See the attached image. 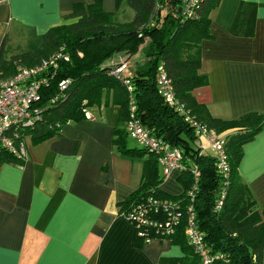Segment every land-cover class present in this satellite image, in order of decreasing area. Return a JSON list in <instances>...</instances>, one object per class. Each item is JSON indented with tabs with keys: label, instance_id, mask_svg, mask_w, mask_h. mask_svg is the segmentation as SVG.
<instances>
[{
	"label": "trees",
	"instance_id": "1",
	"mask_svg": "<svg viewBox=\"0 0 264 264\" xmlns=\"http://www.w3.org/2000/svg\"><path fill=\"white\" fill-rule=\"evenodd\" d=\"M219 3L220 0H199L195 15L187 16L182 12V0H116L117 7L124 4L133 11L131 19L122 22L115 19L114 12L103 9L101 0H94L86 6L75 5L68 15L75 20L50 27L41 36L40 43L35 42L31 27L16 23L12 28L24 30L28 36L25 45H18L14 51L12 28L0 41L1 77L12 76L24 67L37 66L51 57L55 59L43 71L47 82L41 88L38 103L42 114L33 125L12 130L10 135L15 144L27 146V139L36 144L57 137L65 124L85 119L93 108L119 107L113 145L129 157L147 155L142 162L139 185L119 204V212L150 199L181 202L182 216L171 235L156 238L154 230H147L150 237L168 239L181 247L183 255L173 258L172 264H201L199 254L185 234L190 206L212 257L209 264H264V210L258 208L239 174L243 146L264 128V113L250 112L235 119L217 118L193 93L208 83L207 75L201 72V43L210 37V13ZM145 44L148 51L144 57L134 60L137 57L133 56ZM116 53L123 55V60L106 64ZM122 62L127 63L129 75L119 78L112 70ZM159 65L170 78L185 113L168 105L160 94L155 81ZM127 77L131 91L124 82ZM62 81H66L63 88ZM130 94L135 99L137 117L145 128L178 147L183 154L186 169L178 176L184 189L180 195L160 189L164 176L153 153L139 145H128L126 123ZM187 114L208 129L227 135L228 176L218 174L211 153L201 152L202 138L185 120ZM24 160L5 148L0 149V166L3 163L22 165ZM193 166L198 171L197 182L193 178ZM222 190V205L215 208ZM150 216L162 218L164 213L154 211ZM144 239L135 231L137 245L145 243Z\"/></svg>",
	"mask_w": 264,
	"mask_h": 264
},
{
	"label": "crops",
	"instance_id": "2",
	"mask_svg": "<svg viewBox=\"0 0 264 264\" xmlns=\"http://www.w3.org/2000/svg\"><path fill=\"white\" fill-rule=\"evenodd\" d=\"M93 1L0 0V41L16 23L31 27L40 43L50 27L75 20L68 17L75 5ZM101 3L128 20L133 15L116 0ZM209 30L201 43L208 83L194 96L217 118L264 113V0H220ZM119 115L117 105L93 108L57 137L27 139L22 165L0 166V264H172L183 255L168 239L137 245L135 229L119 212L147 158L126 156L113 145ZM179 174L164 178L160 189L180 195ZM239 174L264 210V128L244 144Z\"/></svg>",
	"mask_w": 264,
	"mask_h": 264
},
{
	"label": "built area",
	"instance_id": "3",
	"mask_svg": "<svg viewBox=\"0 0 264 264\" xmlns=\"http://www.w3.org/2000/svg\"><path fill=\"white\" fill-rule=\"evenodd\" d=\"M198 2L199 0H182V12L187 16L195 15L194 9L198 6ZM54 60V57H51L37 66L21 68L12 76H0V149L5 148L16 157L25 159L27 146L23 143L15 144L10 133L18 127L33 125L41 116L43 109L38 104L41 101L40 91L47 82V75L43 71ZM112 73L119 78L129 75L127 63H120L113 68ZM127 78L124 79V82L127 90L131 91L132 86L129 82V77ZM155 81L164 101L168 105L176 107L180 113H185L183 104L178 101L171 80L162 65H159L157 69ZM65 84L66 81H62L61 87L63 88ZM135 110V99L130 94L128 120L126 123L129 138L156 156L164 178L168 177L173 171H178L179 173L184 171L186 165L183 162L181 150L178 147L171 146L161 137L152 135L141 123ZM88 118H90L89 115ZM185 120L193 126L196 134L205 141L206 146L202 148L201 152L209 151L215 158V168L218 174L224 177L228 176L227 135L208 129L188 114L185 116ZM192 174L194 181L197 182L198 171L195 166L192 167ZM190 192V195H192V190ZM223 197L224 191L222 190L215 201V208H219L222 205ZM159 210L164 213L162 218L150 216L152 212ZM187 212L185 226L187 239L194 251L199 254L201 264H209L212 257L202 239L192 206L188 208ZM121 215L133 226L138 235L145 237L144 240L147 243L154 239L147 235L148 229L154 230L156 238H165L174 232L175 225L182 216L181 202L175 199H150L136 204L126 212L121 213Z\"/></svg>",
	"mask_w": 264,
	"mask_h": 264
},
{
	"label": "rangeland",
	"instance_id": "4",
	"mask_svg": "<svg viewBox=\"0 0 264 264\" xmlns=\"http://www.w3.org/2000/svg\"><path fill=\"white\" fill-rule=\"evenodd\" d=\"M131 12V14H133V11L131 9H129V13ZM128 15L125 14V13H119L118 15L115 16V19L117 21H128ZM10 37H11V43H12V46L14 48V51L16 48H18L17 46L20 45L21 47L25 45V42L26 40L28 39V36L26 35V32L24 30H20V29H14L12 28L11 29V33H10ZM148 51V46L145 44V45H142L141 46V49L139 50V52L137 53V58H134L135 59H139L141 57H144L143 55L146 54V52ZM123 55H121L120 53H116L115 55H113L112 57H110L109 59H107L106 61V64H111L112 63H117V62H120L122 61ZM139 57V58H138ZM129 141L134 144L135 146H138V144L132 140V139H129Z\"/></svg>",
	"mask_w": 264,
	"mask_h": 264
}]
</instances>
